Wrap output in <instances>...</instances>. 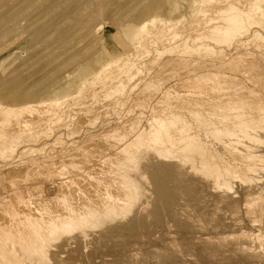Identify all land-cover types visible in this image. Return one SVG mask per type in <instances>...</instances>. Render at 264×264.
I'll return each mask as SVG.
<instances>
[{
  "label": "rangeland",
  "instance_id": "374dc122",
  "mask_svg": "<svg viewBox=\"0 0 264 264\" xmlns=\"http://www.w3.org/2000/svg\"><path fill=\"white\" fill-rule=\"evenodd\" d=\"M0 264H264V0H0Z\"/></svg>",
  "mask_w": 264,
  "mask_h": 264
},
{
  "label": "bare ground",
  "instance_id": "6f19581e",
  "mask_svg": "<svg viewBox=\"0 0 264 264\" xmlns=\"http://www.w3.org/2000/svg\"><path fill=\"white\" fill-rule=\"evenodd\" d=\"M153 20V19H152ZM147 25V23H144L143 25H142V27H141V32L143 31V30H145L144 28H145V26ZM140 30V29H139ZM190 144V143H189ZM195 147V146H194ZM163 177H164V175H163ZM112 186V185H111ZM69 209V208H68ZM99 214V213H98ZM86 217V216H85ZM71 219V218H70ZM69 219V220H70ZM91 219H93V217H91ZM99 220V219H98ZM77 222V221H76ZM55 223H56V221H55ZM72 223V222H71ZM79 226V225H78ZM70 227V226H69ZM73 228V227H72ZM80 228V227H79ZM74 230V229H73Z\"/></svg>",
  "mask_w": 264,
  "mask_h": 264
}]
</instances>
